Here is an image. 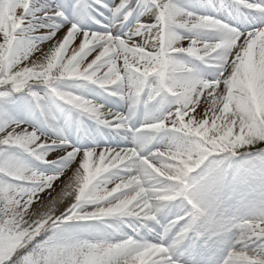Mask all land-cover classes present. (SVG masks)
<instances>
[{"label":"snow or ice","instance_id":"obj_1","mask_svg":"<svg viewBox=\"0 0 264 264\" xmlns=\"http://www.w3.org/2000/svg\"><path fill=\"white\" fill-rule=\"evenodd\" d=\"M0 36V264H264V0H0Z\"/></svg>","mask_w":264,"mask_h":264},{"label":"rangeland","instance_id":"obj_2","mask_svg":"<svg viewBox=\"0 0 264 264\" xmlns=\"http://www.w3.org/2000/svg\"><path fill=\"white\" fill-rule=\"evenodd\" d=\"M109 2H111V0H109ZM22 10H18V15L20 14V12H21ZM0 42H2V36H0ZM262 145V147H264V144H258V145H256L254 148H256V147H259V146H261ZM250 151H253V152H255L256 150L254 149V150H250ZM236 165L237 166H243L244 168H255L256 167V165L255 164H253V163H251V162H242V161H237L236 162ZM238 198V197H237ZM239 199V198H238ZM234 202V201H233ZM130 232V231H129Z\"/></svg>","mask_w":264,"mask_h":264},{"label":"bare ground","instance_id":"obj_3","mask_svg":"<svg viewBox=\"0 0 264 264\" xmlns=\"http://www.w3.org/2000/svg\"><path fill=\"white\" fill-rule=\"evenodd\" d=\"M45 47H47V45H46ZM109 106H112V105L110 104ZM105 139H109V138L107 137V138H105ZM236 207L241 208L242 210H244V209H243V206L240 204V200H239V202L237 203ZM127 231H130V230H127Z\"/></svg>","mask_w":264,"mask_h":264}]
</instances>
